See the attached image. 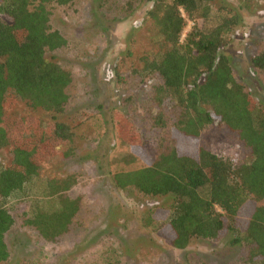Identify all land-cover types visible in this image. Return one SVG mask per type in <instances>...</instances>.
I'll list each match as a JSON object with an SVG mask.
<instances>
[{"label":"trees","instance_id":"1","mask_svg":"<svg viewBox=\"0 0 264 264\" xmlns=\"http://www.w3.org/2000/svg\"><path fill=\"white\" fill-rule=\"evenodd\" d=\"M141 1L127 0L126 7ZM151 1L147 17L155 47L137 55L128 49V66L114 69L121 89L149 82L146 97L137 101L124 92L113 115L121 140L135 134L142 143L151 141L156 153L149 164L115 172L112 181L148 201L165 198L163 208H148L145 222L156 210L166 211L159 223L168 227L173 248L230 234V244L246 250L241 264H264V111L225 51L241 17L224 0ZM72 2L0 0V149L8 148L10 156L6 163L0 159V264L9 259L6 235L15 223L6 201L29 198L23 221L47 241L67 233L79 212L78 198L64 193L73 176L46 177L40 191L28 190L53 156L75 155V128L92 116L86 109L68 111L73 76L49 54L68 43L51 25L52 8ZM249 66L264 78V48L250 56ZM20 101L47 114V121L13 117L9 108ZM214 123L234 133L248 158L233 162L201 143V133ZM247 203L252 208L240 220Z\"/></svg>","mask_w":264,"mask_h":264},{"label":"rangeland","instance_id":"2","mask_svg":"<svg viewBox=\"0 0 264 264\" xmlns=\"http://www.w3.org/2000/svg\"><path fill=\"white\" fill-rule=\"evenodd\" d=\"M126 1L73 0L69 6L52 8L51 25L68 41L65 48L49 53L73 76L67 88L68 111L86 109L92 116L75 128V155L53 156L41 170L42 179L33 180L28 190L31 195L40 191L46 177L73 176L72 186L64 193L78 198L80 208L67 233L47 241L23 221L22 212L30 209L29 198L6 201L15 223L6 235L10 256L2 264H241L246 257L245 248L230 244V234L215 241L194 239L185 248H173L168 243V227L159 223L166 211L156 210L151 221L145 222L148 208L153 204L163 208L165 198L148 201L134 190L117 188L112 181L115 172L149 164L156 153L151 141L142 143L135 134H124L126 142L122 141L113 115L115 109L122 108L124 92H132L141 101L149 85L119 88L115 67L123 71L128 66L123 60L128 49L137 55L155 47L152 22L147 17L152 1L142 0L131 9ZM224 2L241 17L225 51L231 56L235 75L264 111V78L249 66L250 56L264 48V0ZM188 22L182 38L192 25ZM9 113L27 123L48 119L23 101L13 103ZM200 141L233 162L248 158L234 133L217 123L201 133ZM9 157L8 148L0 149L4 163ZM251 208V203L242 208L240 220H245Z\"/></svg>","mask_w":264,"mask_h":264},{"label":"built area","instance_id":"3","mask_svg":"<svg viewBox=\"0 0 264 264\" xmlns=\"http://www.w3.org/2000/svg\"><path fill=\"white\" fill-rule=\"evenodd\" d=\"M189 22H191V21H189ZM189 22H188V23H189ZM191 23H192V22H191Z\"/></svg>","mask_w":264,"mask_h":264}]
</instances>
